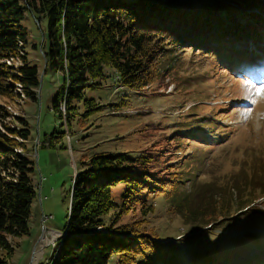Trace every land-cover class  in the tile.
I'll list each match as a JSON object with an SVG mask.
<instances>
[{
	"label": "trees",
	"instance_id": "trees-1",
	"mask_svg": "<svg viewBox=\"0 0 264 264\" xmlns=\"http://www.w3.org/2000/svg\"><path fill=\"white\" fill-rule=\"evenodd\" d=\"M246 37L264 40V0H0V264L14 253L11 239L30 234L37 197L28 122L17 118L18 127L13 125L6 102L21 95L38 100L45 59L43 82L60 84L52 109L73 135L74 125L86 127L100 110L85 93L110 76L108 69L122 86L142 90L167 70L166 57L184 43L214 46L233 62ZM64 138L65 131H54L42 146L61 142L65 149ZM155 157L97 152L80 159L60 228L72 235L42 264H220L236 251L262 245L264 234L255 233L227 249L205 240L232 225L228 219L237 211H256L249 207L264 197V179L245 196L224 191L218 200L184 192L198 169L162 166ZM150 198L169 201L168 211L183 222L184 233L176 228L180 241L162 242L149 227ZM208 226L209 232L192 233ZM188 241L197 243L183 251L181 243ZM200 242L203 249L196 246Z\"/></svg>",
	"mask_w": 264,
	"mask_h": 264
},
{
	"label": "rangeland",
	"instance_id": "rangeland-1",
	"mask_svg": "<svg viewBox=\"0 0 264 264\" xmlns=\"http://www.w3.org/2000/svg\"><path fill=\"white\" fill-rule=\"evenodd\" d=\"M26 23L33 28V21ZM244 41L239 44L240 56L233 57V62L214 46L184 43L166 57L163 69L168 71L162 70L142 90L122 86L117 74L108 69L110 76L85 93L87 99L101 106L100 110L89 117L86 127L74 125L73 135L65 118H58L52 109L60 85L51 82L53 79L42 83L37 101L23 95L7 101L12 115L9 121L14 117L16 127L17 118L28 122V149L36 170L33 180L37 192L31 206L30 234L11 239L15 249L8 264L49 262L72 235L60 229L62 215L70 205L69 192L82 167L79 161L92 153H123L132 158L156 155L162 166L170 163L171 167L185 163L186 171L198 169V173L191 177L193 184L190 180L185 183L184 192L199 191L200 196L213 195L218 200L224 191L234 197L259 188L264 179V95L256 91L264 86V40L252 43L246 37ZM38 63L41 65V60ZM191 117L194 121L187 124ZM54 131H65V149L61 142L54 147L42 146L45 135ZM148 203L154 205L153 214L147 217L149 227L162 242L180 241L183 235L178 232H185L183 222L168 211L169 201L150 198ZM250 208L256 211H237L228 219L233 220L232 225H223L205 241L227 249L228 244L239 243L246 234H264V197ZM209 231L210 226L192 233L196 237ZM46 237H52V241L44 242L33 255L36 244ZM260 242V246L236 251L229 261L223 259L220 264H264V235ZM193 243H181L182 250ZM196 246L202 248V242Z\"/></svg>",
	"mask_w": 264,
	"mask_h": 264
},
{
	"label": "bare ground",
	"instance_id": "bare-ground-1",
	"mask_svg": "<svg viewBox=\"0 0 264 264\" xmlns=\"http://www.w3.org/2000/svg\"><path fill=\"white\" fill-rule=\"evenodd\" d=\"M54 237H55V236H54ZM51 238H52V237H46L44 241L37 243L36 246H35V248H34L33 255H36L37 252L40 251V247H42L41 245H43L44 242H50V241H52ZM46 240H47V241H46Z\"/></svg>",
	"mask_w": 264,
	"mask_h": 264
},
{
	"label": "water",
	"instance_id": "water-1",
	"mask_svg": "<svg viewBox=\"0 0 264 264\" xmlns=\"http://www.w3.org/2000/svg\"><path fill=\"white\" fill-rule=\"evenodd\" d=\"M34 21H35L36 24L39 23V22H38L37 20H35V19H34ZM43 38H44V37H42V41H43ZM46 67H47V60L45 59V64H44V68H43V71H42V74H41V80H40V86H39L38 92H40V90H41V86H42V82H43V80H42V79H43V73H44ZM42 235H43V233H42ZM42 235L40 236V238L42 237Z\"/></svg>",
	"mask_w": 264,
	"mask_h": 264
},
{
	"label": "snow or ice",
	"instance_id": "snow-or-ice-1",
	"mask_svg": "<svg viewBox=\"0 0 264 264\" xmlns=\"http://www.w3.org/2000/svg\"><path fill=\"white\" fill-rule=\"evenodd\" d=\"M256 94L264 95V86H261L259 89H257ZM253 103H255V100H253Z\"/></svg>",
	"mask_w": 264,
	"mask_h": 264
},
{
	"label": "built area",
	"instance_id": "built-area-1",
	"mask_svg": "<svg viewBox=\"0 0 264 264\" xmlns=\"http://www.w3.org/2000/svg\"><path fill=\"white\" fill-rule=\"evenodd\" d=\"M46 218H47V216H46ZM48 218H50V216H48Z\"/></svg>",
	"mask_w": 264,
	"mask_h": 264
}]
</instances>
